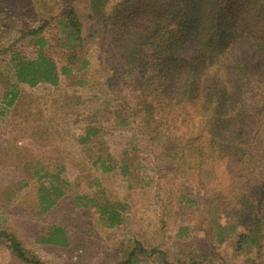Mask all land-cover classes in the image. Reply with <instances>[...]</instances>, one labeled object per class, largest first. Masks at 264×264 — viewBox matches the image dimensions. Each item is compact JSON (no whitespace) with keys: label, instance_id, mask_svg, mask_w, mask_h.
<instances>
[{"label":"trees","instance_id":"1","mask_svg":"<svg viewBox=\"0 0 264 264\" xmlns=\"http://www.w3.org/2000/svg\"><path fill=\"white\" fill-rule=\"evenodd\" d=\"M51 1L56 8L43 9L26 33L38 47L34 55L8 49L15 82L56 85L62 76L74 86L89 87L90 75L97 74L101 92L85 102V123L75 138L80 150L91 151L89 166L101 174L116 168L131 175L138 160L132 151L146 140L168 159V170L187 163L202 189L227 173L234 182L229 219L212 240L231 238L235 252L259 256L264 242V0H91L85 34L71 0ZM49 26L61 36V63L42 50ZM89 55L96 61L93 68ZM4 97L12 106L16 93ZM116 130L130 133L126 147L106 143ZM31 172L38 178V213H46L65 197L69 184L60 169L39 166ZM74 196L77 204L94 209L101 227L117 228L126 220L124 200L100 190ZM0 236L8 238L20 261L43 264L13 233L0 230ZM67 239L64 228L53 224L42 242L64 246ZM145 253L169 264L162 250L140 244L116 264H141ZM203 258L201 252L199 260L185 257L181 264H202Z\"/></svg>","mask_w":264,"mask_h":264},{"label":"rangeland","instance_id":"2","mask_svg":"<svg viewBox=\"0 0 264 264\" xmlns=\"http://www.w3.org/2000/svg\"><path fill=\"white\" fill-rule=\"evenodd\" d=\"M71 1L85 34L91 0ZM53 3L0 0V230L13 233L22 249L43 264H116L137 244L162 250L169 264H181L185 257L199 260L201 252L205 254L202 264H264V242L259 256L249 259L234 251L233 239L212 240V234L220 226L225 228L229 219L234 182L227 173H221L217 181L211 178L207 190L202 189L195 170L187 163L168 170V159H161L158 147L146 140L133 148L138 160L131 175L123 176L116 168L101 174L96 166H89L91 151L80 150L75 138L85 123V102L101 92L97 74L90 75L89 87L74 86L62 76L56 85L15 82L8 49L34 55L38 47L26 33L38 24L43 9L51 4L56 8ZM44 34L48 42L42 50L60 62L57 28L49 26ZM87 59L89 68L96 66L92 55ZM10 91L16 93L15 102L6 106L4 94ZM129 135L112 131L106 143L126 147ZM39 166L53 172L60 169L69 184L65 197L46 213H38L35 203L38 178L31 171ZM205 181H210L209 175ZM99 190L127 203L126 220L119 227H101L93 208L74 201L76 194ZM53 224L64 228L67 245L42 242ZM139 259L141 264H162L156 254L145 253ZM0 264L31 263L16 258L8 238L0 236Z\"/></svg>","mask_w":264,"mask_h":264}]
</instances>
